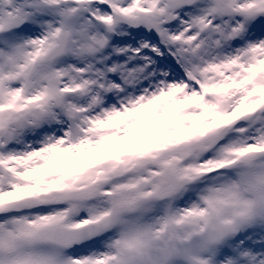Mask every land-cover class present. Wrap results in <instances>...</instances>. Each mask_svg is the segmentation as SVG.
Instances as JSON below:
<instances>
[{
	"label": "snow or ice",
	"instance_id": "obj_1",
	"mask_svg": "<svg viewBox=\"0 0 264 264\" xmlns=\"http://www.w3.org/2000/svg\"><path fill=\"white\" fill-rule=\"evenodd\" d=\"M0 264H264V0H0Z\"/></svg>",
	"mask_w": 264,
	"mask_h": 264
}]
</instances>
